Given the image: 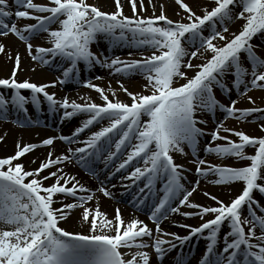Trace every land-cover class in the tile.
<instances>
[{"label": "snow or ice", "instance_id": "snow-or-ice-1", "mask_svg": "<svg viewBox=\"0 0 264 264\" xmlns=\"http://www.w3.org/2000/svg\"><path fill=\"white\" fill-rule=\"evenodd\" d=\"M11 2L17 6L15 11L11 9L10 0H0V36H6L11 32L25 40L31 37H26L24 32L47 31L52 47L37 46L36 53L43 55H33V59H41L47 64L60 56L69 61V67L63 71L62 83L72 79L74 74L78 75L76 69L79 62L83 61L88 66L100 64L112 68L115 72L140 71L148 81L144 87L150 88L151 92L139 94L124 88L131 97V103L119 100L113 102L103 88L84 81L88 87L100 93L104 100L103 104L94 102L79 104L74 100L69 103L67 97L63 101H58L55 93L46 91L48 85H38L27 79L23 81L16 79L21 64V57L18 52L16 53L11 76L0 78V86L15 90L14 95L10 97L0 94V119H8L9 104L26 112L24 106L29 99L33 103H39L36 94H42L49 102L51 111L55 112L58 105L64 109L62 113L64 118L80 112L89 114L84 124L75 129L73 137L98 119H108L109 125L92 133L83 147L75 149L69 147L66 153L61 152L57 156L49 151L46 161L41 162L39 167L33 170H25L21 163L14 161L37 147L35 144L21 147L18 143V150L14 155L0 158V224L11 226L0 228V264H151L152 256L145 249L151 247L156 253V259L163 260L165 253L176 247L173 240L187 241L192 235L203 234L205 230L209 240L205 257L214 254L215 259H204L202 264H241L239 256L243 258L242 264H264V217L256 215L253 208L254 204H259L253 192L264 194V183L260 182L264 181V136H250L243 131L224 128L223 121L217 123L216 130L211 133V139L213 141L222 139L227 143L217 144L215 147L206 145L205 151L220 156L234 155L250 161L241 167L212 164L201 168L199 165L206 164V161L197 157L198 175L214 173L218 177L215 183L243 182L241 193L230 203H224L215 195L205 193L210 195L217 206H203L189 200L196 188L186 189L180 182L182 175L179 169L183 166L176 164L170 154L172 151L182 153L184 151L182 145L187 144L195 155L198 138L205 135V130L198 125L207 123L195 115L198 110L214 114L219 108L225 113V119L236 116L237 113L238 118H242L254 112H264L262 108H237L235 99L225 105L216 99L213 91L215 87L231 91L224 79L229 75L233 77L232 85L237 89L238 95L246 94L250 88H264V57L255 51L251 42L254 36L264 32V0H215V6L211 10L205 9L203 16L197 15L184 0H177L188 13L187 22L173 21L163 10L158 16H138L137 0H129L134 13L132 17L123 14L121 0H115V12L102 11L99 7L86 3V0H51L52 6L35 3L34 0ZM236 6H239L240 10L234 13ZM140 8L143 10L144 0H140ZM34 12H47L49 15L36 16ZM12 16L35 19L36 23L27 24L21 30L15 22L11 24L7 22ZM233 19H243L245 23L242 30L233 33L229 39L224 33L228 32L227 22ZM57 21L60 25L58 29L46 27ZM161 21L163 24L158 23ZM205 28L209 29L207 35L204 32ZM101 34L113 44L127 41L138 47L150 46L154 51L142 60L122 61L118 57L110 59L103 55L97 56L91 50V44ZM217 38L225 41L223 46H217L213 42ZM205 46L206 50L213 54L207 58L206 63L193 65L191 59L196 58L198 53L202 54L201 49ZM27 47L32 54L33 45L28 43ZM0 53H5L3 43H0ZM185 57H188L187 61ZM182 65L197 67L199 70L182 85L174 86V78L186 77ZM245 65H249L250 70ZM51 83L54 85L56 82ZM241 85L243 92L240 91ZM22 89H30L32 97L22 95L19 91ZM248 100L251 101L252 97L249 96ZM142 115H147L149 119L142 121ZM221 128L233 132L239 141L221 136ZM261 128L264 129V125H261ZM114 132L119 135V139L114 143L115 151L108 152L105 160L116 157L125 145H131L127 159L119 164L117 171L134 158H141L145 167L134 168L130 177L139 179L147 175L148 183L145 187H150L153 178L161 172L167 176L164 195L149 214L155 223L156 235L148 224L139 219H132L125 224L119 209L116 210L114 235L105 231L113 228L112 221L104 219L98 226L96 216L90 218L89 208L84 209L82 216L89 224L88 233L70 232L59 226V222L66 219L70 211L78 206V202L90 201L92 196H77V188L85 191L84 186L79 184L74 176L66 177L60 168L49 172L47 176H42L41 172L73 158L88 171H93L85 157L99 152V142L102 138L111 143L110 134ZM73 137L62 136L61 139L72 143ZM54 139L45 138L41 144L53 146ZM132 139L138 143L131 144ZM151 145L154 147H150ZM247 146L254 147V154L244 152ZM49 178H53L54 182L45 185L43 181ZM70 180L75 182L68 186ZM198 183L197 181L196 184ZM101 190L105 195H111L106 188ZM56 194L61 196L59 208L53 207ZM65 196L74 197V202L64 203ZM181 196L179 205L200 209L201 218L204 214H213L212 219L198 227L185 225L190 227L191 231L188 236L183 237L176 233L164 232L160 226V221L169 213L179 211L178 207L172 205V201ZM245 205L251 219L248 216L242 218V209ZM96 215H104L98 207ZM225 222L229 230L224 233L225 243L222 250L216 252L217 237ZM165 236H171L172 240L164 239ZM145 237L151 240V244L145 241ZM166 244L167 249L163 247ZM133 248L137 250L122 251Z\"/></svg>", "mask_w": 264, "mask_h": 264}, {"label": "bare ground", "instance_id": "bare-ground-1", "mask_svg": "<svg viewBox=\"0 0 264 264\" xmlns=\"http://www.w3.org/2000/svg\"><path fill=\"white\" fill-rule=\"evenodd\" d=\"M209 0H184V3H187L189 7L192 8V10L199 15L198 13H202L205 11L206 7H210V3H208ZM86 3L93 4L97 7H99L102 11L105 12H115L116 8L112 2V0H86ZM10 5H12L10 3ZM121 5L123 9V14L129 17H132L134 15L133 11L130 8V2L129 0H121ZM24 10V9H22ZM163 10L164 14L173 21H181V22H187V15L188 13L181 7V5L177 2V0H144V8L143 10L140 8V0H137V8H136V14L141 17H152L154 15H160L161 11ZM202 16V15H201ZM11 19L13 22L16 23L17 27L22 30V26L25 25L26 21L29 20V18H8ZM245 21L243 19H233L230 22H227L228 26V32L224 33L225 36H227L230 33L237 32ZM60 27L59 22H55L52 24L51 28L49 29H58ZM237 29V30H236ZM205 34L207 35V32L204 30ZM26 37H34L32 38L33 41H30L28 43H31L33 45L32 54L29 53V49L27 47V44H23L22 42L18 41L10 32L6 36H0V43H3L5 45V53H0V78H8L11 76L12 69L15 66V55L18 52L21 57V64L20 69L17 71L16 79L18 81H23L25 79L29 80L30 82H34L38 85L44 84L48 85L46 88V91L49 93H55V98L58 101H61L65 97L69 100V103L71 101H76L79 104L84 103H96L101 104L103 103V99L100 95V93L91 87H88L86 89H78L75 90L74 88L78 87L80 84L78 82L82 80H86L83 78H90L94 74H99L102 76V80L93 82L92 84L98 85L99 87L103 88L105 91V94L109 96V99H112L114 102L119 100L120 102L130 103L127 101V97L131 99L125 93L124 88H127L129 92L133 93H139V94H150L151 89H146L144 86L148 83L145 75L140 72H131V73H122L118 74L114 70L103 67L100 68L98 65L93 66L87 75L82 74L79 76L78 80H75L74 78L68 79L65 82V85L63 88H58L56 84H52V81H56L58 77H61L63 75V69L65 67V64L67 62L66 59L61 58L60 56H57L54 61H51L47 64L43 63L41 59H33V55H43L36 53V47H45L50 48L52 46H49L51 43V39L49 36V33L39 34V31L32 32L31 34H24ZM101 37L102 35H98ZM228 37V36H227ZM255 36L253 37V39ZM252 39V40H253ZM220 40V39H219ZM219 40H214L213 42L215 44L219 43ZM109 45V44H108ZM205 49V48H204ZM203 48L201 49V53H198V56L196 58L191 59V63L193 65H199L201 59L206 56L205 51ZM191 51V50H190ZM104 53H107L108 56L112 58H119L120 56H115L116 54H112V51H104ZM158 54V53H157ZM48 55V54H47ZM146 53H139L138 56L144 57L147 56ZM151 55V54H150ZM50 56V55H49ZM185 60H188V57H185ZM182 70L186 73V77H176L174 86L182 85L186 82L187 78H191L195 75V73L199 70L197 67H185L182 65ZM81 80V81H82ZM80 81V82H81ZM228 85L231 88V93L228 91V95L230 100H237V108H245V105H249L246 108H255L260 105L264 108V90L261 91H255V90H249L246 94L241 95L240 97H233L234 92L232 91L233 85L230 84L228 80ZM122 87V88H121ZM243 88V85H241L240 90ZM236 89V88H235ZM8 89L4 86H0V91H7ZM12 90V89H11ZM69 90V91H68ZM23 95V93H21ZM125 94V95H124ZM232 94V95H231ZM27 97L30 96V93H24ZM39 97V107H40V115L37 116L35 112L32 111L31 108H29L30 112L35 115L30 116L32 119V125L26 126L24 124V118L20 116L19 114L15 113V108L11 106L8 107V115L11 116L12 122H2L0 121V137H3V139H0V158H4L10 155H14L15 152L18 150V143L21 147H23L26 144H35L37 147L34 149H31L30 151L26 152L24 155L19 157L17 161H14V163H21L25 170H33L39 167L41 162H45L48 158L49 151H52L54 156L60 155L61 152L66 153L67 149L69 147L73 148L76 145H84V142H86L92 135V133L95 132V129L97 126H91L84 130L80 135L76 136L74 139V142L69 143L66 140L61 139L62 136L69 137L70 131L73 129L75 130L78 125L82 124L84 118L88 116V113H80L78 115L74 114L73 117L64 118L62 116L63 111L58 108L55 112H53L52 117L47 116L46 110H48L46 104L49 102L46 100V98L43 97L42 94L37 95ZM251 96L252 100L249 101L248 97ZM219 97H217V100ZM219 101V100H218ZM249 103V104H246ZM255 106V107H254ZM25 107L27 108V104H25ZM45 109V111H44ZM71 111V109H68ZM195 114H197V117H199L202 120H205V114L206 111H197ZM239 117V113L237 114ZM254 119L244 122L246 120H249V116L239 118V122L233 121L232 119H227L223 122L224 128H232L236 131H243L246 134L250 136H256L260 137L264 135V129L261 128V125H264V120H259L262 117H264V113L262 116H257L254 114ZM146 118V119H144ZM149 117H146V115L141 116V120H148ZM19 121V123H17ZM15 122V123H14ZM105 123L100 124L106 125L109 123V120L106 119L104 121ZM99 126V123H98ZM199 127H209L210 124L207 123H201L198 125ZM222 132H224L223 128L220 129ZM208 132V129L206 130ZM227 132V131H226ZM231 135H228L229 138L232 141H239V138L234 135L233 132H229ZM118 134L113 133L111 136V143L103 142L100 145V150L97 155V160L93 168H96V171L94 172L96 178L99 179V185H97L94 182V178L91 177L89 174H87L84 170H82L80 165H77L78 160L76 158H73L71 161H65L61 164L55 165L50 167L49 169L43 170L41 172L42 176H47L49 172L56 171V168H60L63 170L66 177L74 176L76 178V181L79 182V184L83 185L85 188V191H80L79 187L77 188V196H92V200H86L83 202H78V206L71 210L69 215L66 217V219L59 222V226L64 228L67 231L70 232H83L88 233L89 230V224L85 222L82 219L83 211L85 208L90 209V218L92 216H96L98 226L100 222L104 219H108L112 221L113 228L112 229H106L105 231L107 234L114 235V226L116 224L115 221V214L116 210H120V214L122 216V219L124 220L125 224L130 222L132 219H139L143 221L144 223L148 224L150 228L153 229V233L155 232V225H152L148 222L147 218L141 215L136 214L137 211L135 208L134 203H119L118 200L121 199V194L119 193L120 186L119 184L121 182H129L133 179V177H130V173L134 170L136 167H141V165L144 163V160L139 158L135 160L133 163H129L126 165L123 169H121L118 173H116V176L113 178H108L106 176V173L116 167L119 166L120 163L123 162V160L127 159V154L129 151H131V145H125L121 152L111 161L109 166L103 171L102 167H100V164L102 161L106 162L107 160L104 159L108 155V151L110 148L114 145L115 141L118 139ZM48 137H54V145L53 146H42L41 141ZM138 143L137 140L132 139L131 144ZM186 146L187 144H183L182 147L184 148V151L181 153L179 151H172L171 155L178 156L177 161L178 164H183L186 166V173L188 180L186 183H182L184 187L187 189L186 186L189 185H195L196 190L192 193L189 200L192 203L203 205V206H217L216 202L213 201L210 198V195H206L205 193H209L211 195H215L219 198V200L223 201L224 203H230V200L234 197V195L240 191L241 186L243 185L242 181H236V182H230V183H215V181L218 179V177L214 173H210L205 176H200L198 174H195V169L197 168V157L200 159H204L206 161V164L199 165L201 168L208 167L212 164L219 165V166H229L231 163H236L235 167H241L242 164L247 159H240L237 157H226L227 159L225 161L220 160V158H223V156L217 155L214 152H206L205 148H202L201 151H197L193 157H188L186 153ZM83 147V146H82ZM151 147H154V145H151ZM199 146L197 145L196 148ZM248 148V149H247ZM244 149V152L246 154H252L255 149L254 147L248 146ZM113 151V150H111ZM110 152V151H109ZM220 156V157H219ZM91 168V165H89ZM92 172V171H91ZM199 182L198 185L196 182ZM27 182V178H26ZM54 182L53 178H49L48 180L43 181L45 185H50ZM63 182V181H61ZM75 181H71L68 186L71 185V183H74ZM261 183H264V181H260ZM165 182L164 180H159V184L156 188L157 191L163 192L164 190ZM186 185V186H185ZM102 188H106L108 192L111 193L109 198L107 195L104 194V192L101 190ZM134 193V190L131 191L130 195ZM255 191L253 192V194ZM141 194H147L150 196H153V202L155 205L157 202V198H161L158 192L154 191L153 194L149 193L147 190H144ZM254 197L256 200L260 202V205H258L256 208H254V211H256L259 216L264 217V198H260L259 194L255 193ZM179 198L172 201V205L174 207H178L179 211L176 213H169L166 218L162 219L160 221V226L163 229L164 232L167 233H176L179 236H183V233L185 232L184 228L185 225L187 226H193L197 222H199L200 219L204 217H208L210 214H204L201 218L199 215L200 209L193 208L189 206H181L179 205ZM60 200L61 196L60 194L54 195V204L53 207L59 208L60 207ZM75 198L72 196H65L63 199L64 203L74 202ZM159 201V200H158ZM99 208L100 212L104 215L97 216L96 215V209ZM184 213H191V215H184ZM0 227L8 228L11 227L9 225L0 224ZM73 230V231H72ZM258 233V232H257ZM90 234V233H89ZM145 237V241H147ZM151 244L150 241H147ZM203 247V242L199 241L197 243V246L195 250L192 252L190 249H186L185 247L181 250V252L178 255L174 254H168L167 256H164L163 260L158 261L156 259V254L154 253V250L149 247L148 249H145L149 251V253L152 256V262L151 264H199L198 261V253ZM178 249V248H177ZM137 249H131L130 251H136Z\"/></svg>", "mask_w": 264, "mask_h": 264}, {"label": "rangeland", "instance_id": "rangeland-1", "mask_svg": "<svg viewBox=\"0 0 264 264\" xmlns=\"http://www.w3.org/2000/svg\"><path fill=\"white\" fill-rule=\"evenodd\" d=\"M115 3V2H114ZM209 3H210V7H206V9L207 10H211V8L212 7H214L215 6V0H211V1H209ZM238 10H240V8H239V6H238V8H237ZM199 14V16H201V15H203V14H205V11L204 12H202V13H198ZM237 29H239V28H237ZM236 29V30H237ZM223 46V45H222ZM210 55H208V56H206V58L207 57H209ZM206 58H204V59H206ZM203 58H202V60L201 61H203L204 60ZM125 95V94H124ZM246 104H249V103H246ZM249 105H245V108L246 107H248ZM255 106H257L258 108H260L261 106L260 105H255ZM254 106V107H255ZM211 130L212 129H210V132H211ZM222 160H224V159H222ZM248 162H250V161H248ZM246 163H243L242 165H245ZM229 166H236V163H231V164H229ZM234 198V197H233ZM232 198V199H233ZM230 202H231V200H230ZM202 221H199V222H197L196 224H194V226H197L199 223H201ZM258 230V229H257ZM73 231V230H72Z\"/></svg>", "mask_w": 264, "mask_h": 264}]
</instances>
